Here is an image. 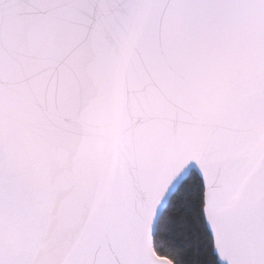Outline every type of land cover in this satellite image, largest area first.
Returning a JSON list of instances; mask_svg holds the SVG:
<instances>
[{"label":"snow or ice","instance_id":"obj_1","mask_svg":"<svg viewBox=\"0 0 264 264\" xmlns=\"http://www.w3.org/2000/svg\"><path fill=\"white\" fill-rule=\"evenodd\" d=\"M0 264H264V0H0Z\"/></svg>","mask_w":264,"mask_h":264}]
</instances>
